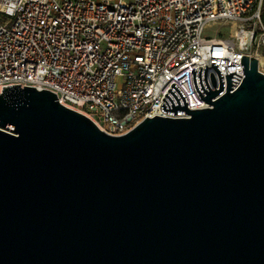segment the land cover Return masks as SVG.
<instances>
[{"label": "water", "instance_id": "water-1", "mask_svg": "<svg viewBox=\"0 0 264 264\" xmlns=\"http://www.w3.org/2000/svg\"><path fill=\"white\" fill-rule=\"evenodd\" d=\"M191 71L126 134L56 93H0V264H264V63Z\"/></svg>", "mask_w": 264, "mask_h": 264}, {"label": "built area", "instance_id": "built-area-1", "mask_svg": "<svg viewBox=\"0 0 264 264\" xmlns=\"http://www.w3.org/2000/svg\"><path fill=\"white\" fill-rule=\"evenodd\" d=\"M264 0H0V93L20 84L57 101L113 136L169 115L160 104L175 84L187 109L208 108L191 71L244 77L240 57H264ZM233 33L205 35L214 23ZM227 73V74H226Z\"/></svg>", "mask_w": 264, "mask_h": 264}, {"label": "rangeland", "instance_id": "rangeland-1", "mask_svg": "<svg viewBox=\"0 0 264 264\" xmlns=\"http://www.w3.org/2000/svg\"><path fill=\"white\" fill-rule=\"evenodd\" d=\"M263 12H264V4H263ZM236 26L234 24H222V23H214L209 28L206 29L205 35H223L227 36L235 30Z\"/></svg>", "mask_w": 264, "mask_h": 264}, {"label": "bare ground", "instance_id": "bare-ground-1", "mask_svg": "<svg viewBox=\"0 0 264 264\" xmlns=\"http://www.w3.org/2000/svg\"><path fill=\"white\" fill-rule=\"evenodd\" d=\"M258 61L264 63V57H260V58L258 59Z\"/></svg>", "mask_w": 264, "mask_h": 264}, {"label": "trees", "instance_id": "trees-1", "mask_svg": "<svg viewBox=\"0 0 264 264\" xmlns=\"http://www.w3.org/2000/svg\"><path fill=\"white\" fill-rule=\"evenodd\" d=\"M263 21H264V13H263Z\"/></svg>", "mask_w": 264, "mask_h": 264}]
</instances>
